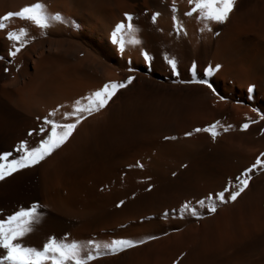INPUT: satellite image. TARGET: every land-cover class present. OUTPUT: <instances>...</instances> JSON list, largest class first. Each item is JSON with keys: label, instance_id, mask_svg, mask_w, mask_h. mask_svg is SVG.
Returning a JSON list of instances; mask_svg holds the SVG:
<instances>
[{"label": "bare ground", "instance_id": "1", "mask_svg": "<svg viewBox=\"0 0 264 264\" xmlns=\"http://www.w3.org/2000/svg\"><path fill=\"white\" fill-rule=\"evenodd\" d=\"M35 2L0 0V16ZM40 2L63 23L42 34L13 18L0 31V151L22 140L35 146L41 138L35 130L58 105L65 107L54 118L62 121L75 99L108 81L134 80L51 156L0 181V215L40 205L43 219L24 239L29 246L41 247L50 236L147 241L93 264H264V170H254L245 192L214 214L198 209L200 220L173 214L182 203L195 205L229 180L235 183L264 152V120L257 115H264V0H236L229 19L203 33L194 17L183 15L187 0H175L187 33L179 36L172 0ZM125 13L134 17L142 44H126L120 52L109 35ZM20 27L29 43L12 58L6 31ZM142 50L153 57L150 64ZM165 54L177 61L178 75ZM217 64L212 76L203 75ZM193 78L208 79L217 95L204 85L181 83ZM216 121L215 140L193 132ZM244 123L249 127L241 130Z\"/></svg>", "mask_w": 264, "mask_h": 264}, {"label": "snow or ice", "instance_id": "2", "mask_svg": "<svg viewBox=\"0 0 264 264\" xmlns=\"http://www.w3.org/2000/svg\"><path fill=\"white\" fill-rule=\"evenodd\" d=\"M236 0H187L189 8L183 13L185 17H194L199 25L198 31L212 32V24H224L233 11ZM171 20L173 31L177 36L187 35L182 21L178 18V8L175 0L170 4ZM160 13L156 12L151 19L155 23L157 16ZM13 18L40 29L42 34L54 22L63 23V17L59 13H50L45 3L37 2L28 6L21 7L18 11H8L0 16V31L6 30L8 22ZM134 17L131 14L125 13L124 19L114 25L111 30L109 39L111 43L117 46L120 52L125 50L126 44L133 47L142 44L138 38L139 28L133 23ZM218 35V33H215ZM127 37V39H125ZM6 39L10 42V48L7 55L16 57V55L29 43V33L25 27H20L18 30H7ZM143 60L146 63L152 61L153 57L146 51H141ZM2 58V57H0ZM163 60L169 67L173 75H178L177 61L170 58L167 54L163 55ZM11 62V61H9ZM195 64L192 65V71L195 76ZM221 65L217 64L213 68L209 66L204 70L203 75L210 77L214 72L220 69ZM8 69L5 68V72ZM131 71V69H129ZM133 76H128L123 81H108L102 87L91 91L87 95L79 97L71 104V111L62 113V122L54 117L64 105H58L52 111L48 112L40 123L36 131V135L41 137L35 146H29L25 140L17 143L11 151H0V181H4L7 177L12 176L21 170L32 168L46 158L51 156L56 150L60 149L73 135L74 131L87 118L100 113L109 102L116 96L117 92L132 84ZM181 83H196L206 86L214 95H217L213 84L208 79H195L189 81H181ZM254 91V86L247 88L248 93ZM224 99V97H220ZM256 112V109H253ZM260 120H264V115L257 112ZM256 121H251L255 123ZM219 121L212 123L204 128H195L193 132L208 133L213 140L220 134ZM231 127V126H228ZM249 123L241 125V130H246ZM228 131V128H224ZM192 132L185 133L186 136H191ZM33 136V131L30 130L27 134ZM165 140H174L176 137H164ZM264 152L260 153L255 159V162L245 168L236 178L235 183L229 180L221 191L208 193L205 197L196 200L195 205L191 201L182 203L177 212L180 218L189 215L197 220L203 218L198 209H205L208 214H214L217 211L218 205L235 202L237 198L245 192L252 180L251 173L254 170H264ZM136 167H143L139 162ZM175 175V173H173ZM227 194V196H226ZM124 201H120L119 207ZM167 215V213H165ZM43 219V212L40 210L38 203L24 207L20 206L17 210L8 215H0V264H93L102 258L115 256L127 250L134 249L146 243L145 239H111L107 242L88 239L86 241H78L67 239V236L62 238L48 237L41 247L29 246L24 243V239L35 231L37 225ZM157 239L155 236L147 237V240Z\"/></svg>", "mask_w": 264, "mask_h": 264}]
</instances>
